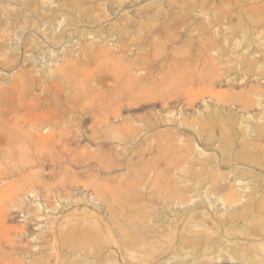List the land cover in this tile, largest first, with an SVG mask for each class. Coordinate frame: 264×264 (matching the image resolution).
<instances>
[{
  "label": "rangeland",
  "instance_id": "obj_1",
  "mask_svg": "<svg viewBox=\"0 0 264 264\" xmlns=\"http://www.w3.org/2000/svg\"><path fill=\"white\" fill-rule=\"evenodd\" d=\"M0 264H264V0H0Z\"/></svg>",
  "mask_w": 264,
  "mask_h": 264
}]
</instances>
